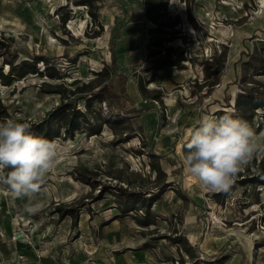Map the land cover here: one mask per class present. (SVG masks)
<instances>
[{
    "label": "rangeland",
    "instance_id": "374dc122",
    "mask_svg": "<svg viewBox=\"0 0 264 264\" xmlns=\"http://www.w3.org/2000/svg\"><path fill=\"white\" fill-rule=\"evenodd\" d=\"M164 1L180 22L159 46L146 0H0V73L48 61L0 79V122L64 101L91 122L52 139L40 207L0 191V264H264V155L221 192L183 163L205 115L264 101V0ZM168 54L184 66L157 68ZM252 111L260 135L264 105Z\"/></svg>",
    "mask_w": 264,
    "mask_h": 264
},
{
    "label": "clouds",
    "instance_id": "9594fccd",
    "mask_svg": "<svg viewBox=\"0 0 264 264\" xmlns=\"http://www.w3.org/2000/svg\"><path fill=\"white\" fill-rule=\"evenodd\" d=\"M183 163L201 187L227 191L236 174L256 155H264V133L230 114L205 115L189 130L183 145ZM59 145L35 135L31 125L15 119L0 122V191L12 200H27L26 207H40L37 196L49 173L57 166ZM35 202V203H34Z\"/></svg>",
    "mask_w": 264,
    "mask_h": 264
},
{
    "label": "trees",
    "instance_id": "16d2710c",
    "mask_svg": "<svg viewBox=\"0 0 264 264\" xmlns=\"http://www.w3.org/2000/svg\"><path fill=\"white\" fill-rule=\"evenodd\" d=\"M146 3L147 16L157 24V31L163 33V37H159L158 41L154 43V45L160 46L162 45V43L172 40V37H167L170 34V31L168 30L170 28H174V26H176L180 22L179 16L175 18H170L168 20H162V12L166 8V1L146 0ZM65 19L66 17L64 18V20ZM40 59H42L48 64V61L44 56L35 57L32 63L28 62L27 60H24L16 66L12 65L10 71L6 73H0V79L3 80L6 84H9L13 81L14 77L23 76L30 71L36 72V64L40 61ZM183 60L184 57H182V55L172 57L170 54H168L157 59V68H161L163 66L183 67ZM91 94V98H98L100 96L98 93ZM242 97L249 101L247 105H249L250 109L242 111V113L234 116L233 118L244 120L250 124L254 116L252 108L264 105V101H259V103H255L256 105H254L253 103L256 102L255 99L249 97V95L248 97L244 95ZM225 114H227L226 111L220 113V115ZM82 120H84V123H86L87 125L91 124L89 118L87 117L84 111H81L79 108H76L72 101H64L57 107H55L52 112H50L43 119L36 122H30L29 124L31 125L32 133L48 140H52L55 136H60L61 127H64L67 133L66 135L73 136L76 130L82 128ZM130 210H132V208L124 209L125 212H128Z\"/></svg>",
    "mask_w": 264,
    "mask_h": 264
},
{
    "label": "crops",
    "instance_id": "0c3cea01",
    "mask_svg": "<svg viewBox=\"0 0 264 264\" xmlns=\"http://www.w3.org/2000/svg\"><path fill=\"white\" fill-rule=\"evenodd\" d=\"M156 125L158 126V123ZM157 126H156V128H157Z\"/></svg>",
    "mask_w": 264,
    "mask_h": 264
}]
</instances>
